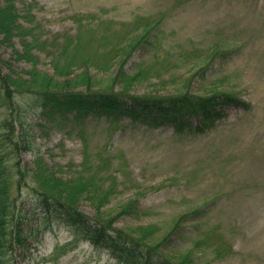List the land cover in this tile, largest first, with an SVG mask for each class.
<instances>
[{"label": "rangeland", "instance_id": "374dc122", "mask_svg": "<svg viewBox=\"0 0 264 264\" xmlns=\"http://www.w3.org/2000/svg\"><path fill=\"white\" fill-rule=\"evenodd\" d=\"M22 2L32 4L41 39L72 37L61 59L88 57L94 66L78 63L73 75L88 72L96 88L120 82V71L141 72L130 89L136 95L224 92L246 104L224 107L211 120L189 117L157 128L126 116L77 123L67 114L54 124L34 115L22 169L34 168L35 155L62 177L99 165L100 175L116 179L102 211L115 215L137 200V214L117 216L113 227L149 225L152 240L169 235L165 253L190 251L189 264H264V0H17L19 7ZM144 34L124 62L115 56ZM1 53L14 72L31 67L5 47ZM36 53V67L52 75L54 56ZM26 181L14 192L18 203L32 192L31 178ZM79 207L96 215L86 199ZM180 215V228L171 233ZM31 227L38 228L28 236L32 258L17 257L15 264H131L88 241L62 252L71 235L54 220Z\"/></svg>", "mask_w": 264, "mask_h": 264}, {"label": "trees", "instance_id": "16d2710c", "mask_svg": "<svg viewBox=\"0 0 264 264\" xmlns=\"http://www.w3.org/2000/svg\"><path fill=\"white\" fill-rule=\"evenodd\" d=\"M20 4L19 7L17 0H0V264H15L17 257L31 259L28 236L38 228L29 229V224L49 220L63 225L71 235V240L61 246L62 252H67L68 245L81 240L88 241L97 250H105L110 256L125 257L131 264H189L190 251L178 255L169 251L165 253L164 242L169 235L154 241L150 238L154 231L149 225L125 230L112 226L117 216L129 215L131 211L135 213L137 200L120 205L115 215L102 211L101 208L109 203L108 197L115 192L116 179L111 175H100L103 169L99 165L84 167L71 177H62L35 155L32 159L34 168L23 170L20 153L30 150L32 120L29 117L39 115L48 123L57 124L59 120H65L67 114L77 123L88 116H126L157 128L165 124L175 126L177 120L186 121L189 117L211 120L220 117L224 107H245L246 104L224 92L209 96L188 91L136 95L130 89L141 72L129 76L120 71L117 75L120 82L112 79L96 88L94 78L88 72L73 75L72 68L76 64L87 69L91 66L88 57L78 63L74 62L75 57L61 59L71 46L72 37L67 35L64 39L63 35H54L51 39H41L37 31L40 23L30 11L32 4ZM148 36L144 34L132 39L125 52L120 44L115 56L123 58L121 61L124 62ZM4 47L10 50L14 59L31 63V67L14 72L9 60L2 58L1 49ZM36 52L54 56L50 61L52 75L36 67ZM97 69L102 68L97 66ZM117 83L119 87L116 89ZM28 176L32 192L18 203L14 192L19 194L22 191V185L28 184ZM108 179L113 180V184L106 185ZM82 199L94 206L96 215L89 216L80 210ZM198 211L194 210L191 215ZM182 219L184 216L180 215L171 233L180 228ZM193 243L195 247L201 245L198 241Z\"/></svg>", "mask_w": 264, "mask_h": 264}]
</instances>
